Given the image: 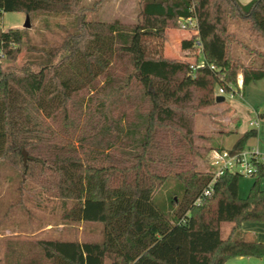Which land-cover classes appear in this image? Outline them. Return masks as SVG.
<instances>
[{"label":"trees","instance_id":"trees-1","mask_svg":"<svg viewBox=\"0 0 264 264\" xmlns=\"http://www.w3.org/2000/svg\"><path fill=\"white\" fill-rule=\"evenodd\" d=\"M83 4L0 0V19L4 13L76 19L57 62L38 70L25 64L20 71L0 64V161L20 163L25 177L59 203L63 221L101 225L102 239H41L32 258V249L29 256L17 255L1 238L7 252L0 264H227L236 257L264 258V243L241 229L243 223H264V165H257L246 198L239 197L242 176L231 172L204 196L214 175L197 169V142L218 139L194 127L196 116L216 104L218 88L239 89V72L241 94L264 79V52L258 53L260 64L245 66L233 51L241 42L228 30L230 20H245L264 40V0H140L133 25L88 21L95 7ZM188 19L196 21L195 33L181 48L201 52L202 66L199 59L169 60L159 51L166 30ZM26 35L0 28L3 60L18 59ZM150 42L156 49L147 48ZM231 135L238 137L229 151L239 153L257 130L218 133ZM214 149L224 150L219 142L208 152ZM172 180L179 190L166 213L153 195ZM223 224L230 225L227 236Z\"/></svg>","mask_w":264,"mask_h":264},{"label":"rangeland","instance_id":"rangeland-1","mask_svg":"<svg viewBox=\"0 0 264 264\" xmlns=\"http://www.w3.org/2000/svg\"><path fill=\"white\" fill-rule=\"evenodd\" d=\"M87 8L95 7L87 13L88 21L113 23L115 21L126 25L138 22L140 12V0H83ZM29 23V28H25ZM2 30L18 29L22 27L26 38L21 46V53L16 61L3 60L2 67H14L20 71L25 64L38 70L41 65L58 61L64 51L61 45L67 34L74 32L76 19L74 16H27L24 13H4L0 19ZM228 30L235 34L241 42L234 48L235 54L241 62L248 66L260 64L261 58L258 53L264 52V40L252 32L249 22L240 19L230 20ZM195 31L189 23L180 21L175 28H169L165 32V42L159 47L162 57L169 60L188 61L195 63L198 59L202 63V53L199 51H185L181 48L184 37L191 38ZM148 42V40H147ZM151 43V42H150ZM147 48L156 49L155 43L147 44ZM151 47V48H150ZM155 47V48H154ZM152 53V52H151ZM200 63V64H201ZM238 75H242L239 72ZM236 114L234 116V109ZM257 113H264V79L249 84L244 93L236 95L233 99L225 97V102L209 107L195 118V131L205 137H216L218 140H199L197 145L201 157L197 159V169L206 172L210 169L208 148L218 142L223 148H231V142L238 137L218 136L221 131H231L237 126L240 132L250 129L249 123L256 120ZM237 118L233 120L234 117ZM236 122V123H235ZM256 127V125H255ZM257 128V127H256ZM242 135L239 133V136ZM222 140V141H221ZM229 140V141H228ZM235 142V141H234ZM250 144V143H249ZM249 144L245 150H249ZM231 146V147H230ZM257 150V148L254 147ZM26 159L28 160V152ZM27 162V161H26ZM24 163V161H23ZM26 165V163H24ZM253 179L243 176L239 181V197L244 199L248 196ZM264 189V179L262 180ZM179 185L171 181L153 195V202L162 211L170 212V200L174 193H178ZM176 201L177 198H175ZM175 207V206H173ZM59 203L48 197L43 189L31 179H27L22 171V165H13L7 161H0V228L3 226L9 232L4 233V244L6 241L15 248V253L30 254L36 257L38 240H78L99 241L102 239V226L98 224H74L61 219ZM249 226L252 222L243 223ZM242 229V226H241ZM230 225L223 224L222 232L227 236ZM243 231V229H242ZM6 245V244H5ZM0 242V257L6 254L7 249ZM19 252V253H18Z\"/></svg>","mask_w":264,"mask_h":264},{"label":"built area","instance_id":"built-area-1","mask_svg":"<svg viewBox=\"0 0 264 264\" xmlns=\"http://www.w3.org/2000/svg\"><path fill=\"white\" fill-rule=\"evenodd\" d=\"M183 22L189 23L191 26H196V21L194 19L184 20ZM3 49L0 47V62L3 61L4 54ZM203 62L201 63V66ZM193 70L196 69V66L191 67ZM243 85V76L238 75V87L232 88L229 92L223 88H218L216 92V97H229L233 99L236 95H241L240 91ZM257 123H251V126H255ZM264 165V156L254 148H250L248 151L243 150L239 153H231L229 150H212L209 154V166L213 172L214 179L211 182L208 189L205 190L204 196H209L212 192L211 188L214 181L223 175L225 172L237 173L243 176L252 177L257 172V165ZM200 202V199L197 203Z\"/></svg>","mask_w":264,"mask_h":264},{"label":"crops","instance_id":"crops-1","mask_svg":"<svg viewBox=\"0 0 264 264\" xmlns=\"http://www.w3.org/2000/svg\"><path fill=\"white\" fill-rule=\"evenodd\" d=\"M238 1L242 4H247V3L251 2L252 0H238ZM27 16H29V15H27ZM18 29H22V27H20ZM184 39H189V38L184 37L183 40ZM2 62L3 61H1L0 63H2ZM219 104H221V103H219ZM235 114H236V109H234V116H235ZM257 118L260 120V123H258L256 120L251 121L249 123L250 129H247V130L240 132L238 130L237 126H235L233 129H231V131L237 132L238 134L239 133L244 134L245 132H247L248 130H251V129L257 130V137L255 139L251 140L249 142L250 144L248 143L249 148H254V147L257 148V150L260 152V154L264 156V113H257ZM233 120H236V122H237L238 119L234 117ZM254 122L257 123L256 124L257 128L255 126H251V123H254ZM231 136L236 137L235 135H231ZM228 137H230V136H227L226 138H224L222 140L229 139ZM234 141L235 140L229 141V142H231V146L234 144ZM223 149L229 150V148H223ZM242 229H243V233L246 235V237L248 239H256L257 241L264 243V223H254L251 226L244 224V225H242ZM8 232H9L8 229H5L3 226H1V228H0V239L2 237H4V233L7 234ZM0 242H1V245H4L2 243V241H0ZM1 259H2V257H0V261H1ZM227 264H264V258L236 257V258L230 259L227 262Z\"/></svg>","mask_w":264,"mask_h":264},{"label":"water","instance_id":"water-1","mask_svg":"<svg viewBox=\"0 0 264 264\" xmlns=\"http://www.w3.org/2000/svg\"><path fill=\"white\" fill-rule=\"evenodd\" d=\"M25 28H29V23H27L26 27ZM225 101V98L224 97H216V103H223ZM23 156H24V163H26L27 159V153L26 152H23Z\"/></svg>","mask_w":264,"mask_h":264}]
</instances>
